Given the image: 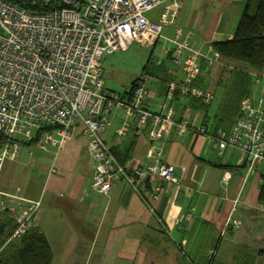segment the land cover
Listing matches in <instances>:
<instances>
[{"label":"crops","instance_id":"0c3cea01","mask_svg":"<svg viewBox=\"0 0 264 264\" xmlns=\"http://www.w3.org/2000/svg\"><path fill=\"white\" fill-rule=\"evenodd\" d=\"M246 1L180 0L174 36L182 29L181 40L202 54L199 76L205 81L202 85L215 93L206 112L189 108L194 125H204L208 132L189 130L180 135L174 127L166 138L152 142L148 127L139 129L136 118L116 108L103 133L130 170L154 164L158 150L161 161L175 166L176 181L158 178L150 186L160 192L157 212L164 227L123 180L115 181L106 194L93 188L88 138L79 119L73 121L72 138L58 147L48 151L41 140L25 143L23 148L30 150L22 148L16 160L4 165L0 178L4 190L41 201L34 226L50 241L52 264H207L210 247L219 239L213 264H264V162L249 173L241 152L222 147L211 132L215 125L232 129L246 96L264 109V69L251 73V83L246 78L240 84L232 80L235 76L228 69L247 73L248 68L209 50L212 42L233 37ZM166 39L171 46L163 48L162 58L174 47L173 38ZM159 42L160 38L153 47ZM188 53L184 52L185 57ZM167 68L169 79L182 77L178 69ZM162 85L156 80L146 101L153 112H160V104L167 99ZM235 86L242 92H225ZM169 103L175 106L178 119L189 107L184 96ZM124 123L126 131L121 134L118 130ZM225 172L230 178H224Z\"/></svg>","mask_w":264,"mask_h":264},{"label":"built area","instance_id":"2783aa9c","mask_svg":"<svg viewBox=\"0 0 264 264\" xmlns=\"http://www.w3.org/2000/svg\"><path fill=\"white\" fill-rule=\"evenodd\" d=\"M39 1L54 6L35 11L13 0H0V178L4 165L17 159L23 142L35 138L37 131L51 127L42 132L40 144L44 149L58 147L72 138L73 121L79 119L88 138L93 188L106 194L115 181L123 180L163 223L157 213L160 192L150 186L155 178L176 181L175 166L161 161L162 151L158 150L154 164L130 170L105 142L103 133L116 108L136 118L139 129L148 127L152 142L166 138L174 127L180 135L189 130L206 133L204 125H194L189 108L177 121L175 106L169 103L178 89L206 103L215 99L210 87L193 84L201 72L202 54L189 41L181 40L183 30L178 28L171 39L174 47L165 55L172 51L183 79L169 83L160 112L146 107L151 95L149 76L129 95L106 92L103 58L128 50L136 41L153 47L164 26L176 23L180 0ZM161 5V23H154L147 13ZM209 50L219 57L212 44ZM126 127L124 123L118 131L124 134ZM216 140L222 147L239 150L242 164L253 173L256 165L264 162V109L245 99L232 129H218ZM224 178H230V173L225 172ZM0 205L15 218L14 237H20L31 227L41 201H28L0 186Z\"/></svg>","mask_w":264,"mask_h":264},{"label":"trees","instance_id":"16d2710c","mask_svg":"<svg viewBox=\"0 0 264 264\" xmlns=\"http://www.w3.org/2000/svg\"><path fill=\"white\" fill-rule=\"evenodd\" d=\"M13 1L19 3L21 6L29 10L35 11L52 9L54 6L52 3L46 4L45 2L39 0ZM211 44L214 51L219 54V57H222L223 59L228 61L243 64L248 68L247 73H239L236 68L228 69L235 76L232 79L233 81H239L241 84V82H245L246 78H248L249 83H251V73L259 74L264 69V0H247L233 37L223 40H216ZM167 61H171L175 66L179 67L174 63L173 54L172 51H170L165 55V58H159L157 63H154L153 57L151 55L147 60V64L144 66L142 74L143 76L150 77L151 90L153 83H155L156 80H159L161 84H163L161 90L163 89V92H166V95L169 89L170 82L182 81L183 79V75L181 78L179 77L177 79H169L168 77H166L169 72L167 68ZM141 79L142 78L140 77L134 80L130 90L119 94H121L122 96L131 94V92L134 91L135 87L138 85ZM202 83H205V81L202 80L201 75H198L196 79L193 80V84L195 85L208 87L206 85H202ZM225 92L242 91L237 86H235L233 89L226 90ZM180 96L186 97L189 106L186 108H191V110L199 109L204 112L207 111L208 107L214 101L213 100L211 103H206L201 98L193 97L188 94H182L180 89L174 92V96L171 101H175ZM245 99H250L252 101L251 97L249 96L242 98L240 108L241 111H239V114H237V118L242 114V102ZM186 108H184V110ZM182 114L180 115V118ZM177 117L176 120L179 121L180 118L178 119ZM49 129H51V127H43L41 130L37 131L35 138H33L32 140H26L23 143H37L42 139V132ZM218 129L223 128L215 125L213 127V130H211L214 139H216ZM122 163H125V161H122ZM261 190V199L264 200V185L262 186ZM157 213L163 221L162 215L159 212ZM34 216L32 218L31 227L28 229V231L20 237H14V233L17 228L15 218L11 213L8 212V210H4L3 208H1L0 205V264H52L54 256L52 246L45 233L40 228L34 226ZM160 224L164 227L163 223ZM216 244H213V246L210 247L211 251L209 250L208 252L206 262L207 264H213L212 262L215 260V255L214 253H212V251L213 249H216Z\"/></svg>","mask_w":264,"mask_h":264},{"label":"rangeland","instance_id":"374dc122","mask_svg":"<svg viewBox=\"0 0 264 264\" xmlns=\"http://www.w3.org/2000/svg\"><path fill=\"white\" fill-rule=\"evenodd\" d=\"M162 12L163 6H159L147 13V16L151 19V21L155 23H161L160 15ZM175 28V24L165 25L162 36L160 37V42L157 43L155 47H149L148 44L136 41L126 51H119L111 55H106L103 58L105 68V88L108 91L116 92H125L130 90L134 80H136L138 77H144L142 75L143 69L147 64L148 58L152 55L154 63H157L158 59L161 57L163 48L171 46V43L167 41L166 37L174 39ZM167 63L172 69H178L181 71L179 67L173 64V62L167 61ZM24 144L25 143H23V146ZM51 147L53 146H48V151L51 150ZM26 150H30V148L25 146L23 151ZM219 242H221V239H219ZM219 242L216 241L215 244ZM213 251H216V249H213Z\"/></svg>","mask_w":264,"mask_h":264},{"label":"bare ground","instance_id":"6f19581e","mask_svg":"<svg viewBox=\"0 0 264 264\" xmlns=\"http://www.w3.org/2000/svg\"><path fill=\"white\" fill-rule=\"evenodd\" d=\"M1 181V180H0Z\"/></svg>","mask_w":264,"mask_h":264}]
</instances>
